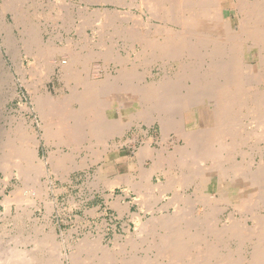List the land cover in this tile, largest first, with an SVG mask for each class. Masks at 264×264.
Returning a JSON list of instances; mask_svg holds the SVG:
<instances>
[{"label": "rangeland", "instance_id": "374dc122", "mask_svg": "<svg viewBox=\"0 0 264 264\" xmlns=\"http://www.w3.org/2000/svg\"><path fill=\"white\" fill-rule=\"evenodd\" d=\"M221 2L226 8V17L232 21L234 28H238L243 14L234 5L235 1L222 0ZM138 3L140 4L141 1L0 0V264H10V259L13 261L12 264H52L51 262L54 261L57 264H71L70 259L74 257L75 262L78 261L76 264H94L97 261L100 262L99 260H103L101 264H118L126 258L131 260V264H143L141 260L147 255L153 260L151 262L149 257L146 258H149L150 264H167L166 262L169 261L168 259L166 261V255L161 258L163 252L147 246L151 241L147 243L144 240V237L146 238L145 228L148 223H151L150 220L156 221L157 219L156 222H158V219H161L160 221L171 219L175 223L168 220L169 225L172 227L174 225V228L178 226L177 229L181 230L192 227L191 218L175 220L177 210L180 207L181 209L186 208L187 202L185 199L177 202L174 198L177 194L188 197L194 193L195 186L190 185V171L201 168L202 171L204 167H209L210 161H198L192 157V162L187 163L188 166H181L185 172L183 173L186 174L182 177L183 182L172 190L163 191L161 187L154 188V185H160V171L154 172L149 177V181L154 182L152 184L149 182L152 188H146L145 184L148 181L145 184L143 182V179H146L143 173L153 166L154 160L159 155L171 163V157L174 155L180 157L182 153L178 151L179 149L183 151L185 147V140L178 136L177 130L172 128L163 130L158 117H166L167 121H170L178 115L175 109L186 108L185 121L188 129H201L206 124L202 116L207 114L204 109L210 112L209 107H213L208 106L207 103L210 97H199L203 91L200 89L197 90L198 94L187 96L186 92H189L187 89H192L191 80L190 82L185 81L188 85L183 81L182 85L184 84L185 87H176L171 96H160L152 102H147L142 110L139 109L138 104L122 106L117 98L120 97L117 96V92H120L121 87L115 85V89L112 88L115 92L111 96L113 100L110 101V106L103 110L102 121L117 128L114 129L116 133L113 130L105 136V142L79 134L77 129L76 136L66 132L56 133L61 126L73 130L74 119H68L70 114H67V118L58 114L54 122L55 125L59 124L57 127L55 125L52 127L55 133L45 136V121L40 114L41 97L45 99L44 97L48 94L52 100H65L73 90L76 94L80 91L73 79L70 80L63 75L64 63L62 62L68 60L66 50L72 49L76 56L90 51L98 52V55H95L96 58L90 61V74L96 80L100 78L104 80L106 73L107 75L109 73L106 79L117 80L118 75L122 73L123 69H120L122 65L116 64L113 58H102L104 55L102 52L106 51H111L113 55H121L126 61L129 60L126 68L128 70L131 68L138 73V76L145 79L141 80L140 76L131 78L129 83L132 87L140 86L142 84L140 81H145L144 84H146L147 80L150 82L154 78L153 75L158 77L163 73L165 64L169 62L168 57H157V59L155 56L152 59L154 50L151 52L149 50L148 53H140L139 58L136 54L140 51L139 43L127 33L129 31L124 30L126 26L129 28L134 25V21L139 20V18L135 19L137 14L138 17H144L143 19L148 18V13H146L148 10L140 8ZM128 12L134 13L135 16H131L132 14ZM104 15H109L111 18L107 16L106 18ZM152 21L157 22L158 19L152 18ZM118 28L119 31L116 32L115 29ZM120 28H124V31ZM147 28L145 25L141 27V30L146 31ZM114 31L117 35L113 33ZM119 32L123 35L118 36ZM32 33L41 37L40 44H31L30 35ZM248 45L251 44H246ZM242 48V56L245 55L246 65L254 64L253 71L262 69L257 62L258 58L254 57L257 47L251 51L248 47L243 46ZM195 64L197 66L194 65V72L198 76L202 61H197ZM172 66L175 69L171 68V75H177V62L175 61ZM102 83L105 82L102 81ZM245 87V89L253 90L259 87L261 91L264 90L263 85L259 86L256 83L251 86L245 85ZM239 103L241 104L237 106L238 109L236 107L234 113L235 137L237 138L233 141L230 137L228 138V141L234 144L229 149L230 157L236 161L231 159L229 162L244 164L243 168L249 175L260 166L261 158L264 157V135L257 122L259 115H264V108L257 110L253 104H246L243 101ZM72 105L77 106L75 103ZM180 122L179 125H182L183 121ZM88 123L89 121H85V125L82 123L76 125H80L79 129L85 131L89 128ZM20 131L30 135L29 137L35 135L34 137L40 140L39 155L41 159L47 160L43 174L35 172L41 171L39 165L33 166L34 170L25 171L17 155L18 152L16 153L13 149V153L12 147L8 145L13 143L18 147L21 141L18 142L21 139L18 138L22 133L19 134ZM179 145L182 146L179 148ZM183 152L182 158L186 156V161L190 160L189 151L186 149ZM56 155L61 157L59 159L61 161L54 165L57 161H54ZM17 160L20 161L18 166L20 165L21 168H19L22 171L16 167L15 161ZM201 161L203 164L200 163ZM177 166L171 169L172 173L175 171L173 173L175 179L180 176L177 174L180 173L181 168ZM166 169L169 170L168 166ZM229 170V173H232V169ZM161 179L164 181L163 176ZM112 182L117 183L112 185ZM209 185L210 190L207 191L206 202L216 207L226 205V202L222 201L220 195L217 194L216 183L211 182ZM145 194L146 196H143ZM254 194L253 196L256 195ZM147 196L148 198H145ZM196 201L199 204L205 203V200L200 199L197 194ZM256 203L254 205H257ZM176 206L178 209L175 208ZM199 207L203 209V206ZM228 208L231 211L234 207L229 206ZM230 245L234 247L235 243L232 242ZM192 248L188 252L189 255L193 252ZM16 249L26 251L27 258L24 256L17 258V261L14 260ZM157 253H160L161 257ZM145 254H147L146 257ZM189 259L187 262L192 264ZM59 260L62 263L58 262Z\"/></svg>", "mask_w": 264, "mask_h": 264}, {"label": "bare ground", "instance_id": "6f19581e", "mask_svg": "<svg viewBox=\"0 0 264 264\" xmlns=\"http://www.w3.org/2000/svg\"><path fill=\"white\" fill-rule=\"evenodd\" d=\"M140 1L141 3H138V6L148 10V12H146L148 13V18H146L147 20L143 19L144 17L142 16L138 17V14L135 16L134 13L128 12L129 14H132L131 16H135V19L139 18V20L134 21L135 26L132 25L129 28L126 26L128 29L120 28V30L124 29L129 31L127 33L131 35L134 41L139 43L140 51L138 50L139 52L136 54L139 55L140 53H148L149 50V52L154 50L156 52H152V59H154L155 56L156 58H164L163 56L168 57L169 62L165 64L166 66L163 68V73H161L158 77L151 74L154 78L150 82L147 80L146 84H144L145 81H140L142 82L140 86H137L136 88L132 87L129 80L131 78H139L140 75L138 76V73L131 70V68H129V70L126 68L129 60L126 61L123 57H121V55H113L111 51L107 52L105 50L106 52H102L104 55L102 56V53H100V56H102V58H113L116 64L122 65L120 69L125 71L122 70L123 74L121 73V75H118L117 80H110L109 78L106 79L109 73L108 75L106 73V77H103L106 79H104L105 81L101 80V78H97L99 80H96L90 74V61H92L96 54L98 55V52L94 53L90 51L76 56L71 48L70 51H68L69 49L66 50L65 53L68 54V60L62 62L64 63L63 75H66L70 80L73 79L80 91L76 94L75 90H73L72 93L65 99L66 101L64 99L52 100L48 94L44 97L45 99L41 97L40 102L42 105L40 114L42 119L45 121V125L43 124L45 136L47 137L53 134L54 130L52 127L55 125L54 121L56 120L58 114H61L63 117L66 116V118L68 117L67 114H70L68 119H74L73 130L68 128L65 129V127L61 126L59 130H56V133L60 134L61 132H66L71 135L75 134L74 136H76L77 129L79 134L90 136L92 139L96 138V141L105 142V136H107L110 132L112 133V131L117 128H115V126L113 128L111 124L108 125L109 123L106 124L102 121L103 110H105V107H109L113 100L111 96L114 95L115 92H113L112 88L115 89V85H119L121 87V89H119L120 92H117V90L116 92L117 96H120L117 98L120 100L122 106L138 104L139 109L142 110L147 102H152L160 96H171L176 87L179 86L183 88L185 86L184 84L182 85V83L185 81L190 82L191 80L193 82L191 84L192 89H187L189 92H186V95H196L199 93L197 91L198 89L203 90L201 92L202 95H199V97H210L207 99L208 102H206L209 104L208 106H213L212 108L209 107L210 112L204 109L207 113L202 116L204 118V122L206 121V124L203 125L204 127L196 130L194 128L188 129L186 127V108L178 107L175 109L174 111L177 112L178 115L175 119H170V121H167L166 117H158L163 126V130H168L169 128L176 129L179 134L178 136L180 138H184L185 147L183 148V151L187 149L191 159H187L186 161V156L182 158V154L184 152L182 149H179L182 145H179L178 153H182L181 156H172L170 159L172 161L170 163L168 159L165 160L166 158H161L159 155L158 158L154 160L153 166L148 171L143 173V177L147 179H143V182L145 184V182L148 181V183L145 184V186L147 185L146 188H152L149 185V182L150 184L154 182L151 180L149 181V177H151V174L154 172L160 171V185H154V188L161 187L160 189H163V191L172 190L183 182L182 177L183 175H186L184 174L185 172L181 166L187 165L188 162H192L193 158L198 159V161L208 160L211 164H208L209 167L206 166L207 168L202 165L204 167L202 171V168L197 170L191 169L190 185L195 186L194 193L192 194L193 196L191 195L185 197V195L177 194L174 198L177 202H182L180 201L182 199H185L187 202V205L185 204L187 206L186 208L183 207V209H181V205L178 206L180 209H178L177 206L175 207L178 209L175 220H189L191 218L190 221L192 227H190V229L185 230L184 228L181 230L180 228L177 229L178 226H175L174 228V225L173 227L169 225V221H171V219H168L169 221H160L161 219H158V222H156L157 219L155 218L156 221L152 219L153 221L150 220L151 223L146 221L148 225L145 228L146 238L144 237V240H146L147 243L151 241V243L147 246H150L151 248L154 247L159 249L160 252L166 253H162V257L160 253L157 254H160L159 256L161 258L166 255V261L167 259L169 261L166 262L167 264H189L187 259H189V256L191 255L192 256L189 259V262L192 264H264V157L262 156L261 158L259 163L260 166L248 175L243 168L244 164L229 162V160L232 159L230 157L229 149L233 147L231 145L234 144L228 141L229 137L232 141L237 138L235 137L236 122L234 113L236 111V107L241 104L239 103L240 101H243L246 104L250 103V105L253 104V107L257 110L261 107L264 108L263 88V91H261L259 87H256L258 88L257 90L256 88H254L255 90L245 89V85L251 86L253 83H256L259 86H264V0H237V2L234 0V5H236V7L239 8L243 14V17L239 20L240 22L238 28H234L232 21L226 17V8L223 6L221 2L222 0ZM123 13L124 11L122 14ZM104 16L111 18L109 15ZM152 18L158 19V21H152ZM87 21L88 20H86V22ZM145 25L148 27L147 30H141V27ZM138 26H141L140 29ZM115 30L118 32L119 28ZM116 32L114 31L113 33L115 34ZM119 34L120 32L118 33V36L123 35ZM41 40V37L34 33L30 35L31 44H40ZM246 44L251 45L246 46ZM243 46L248 47L249 51L253 50L254 47H257L254 57L258 58L257 62L262 69L253 71L252 67L254 64L250 63L246 65L245 55L242 56ZM39 54H41V52ZM140 57L141 56L139 55V58ZM134 58L136 59L137 57ZM148 59L146 60L147 62ZM175 61L177 62L178 73L177 75H171V68L175 69L172 66ZM197 61H202V67L198 71L199 77L194 72V65H196L195 63ZM118 72L120 73V71ZM140 79L142 80L143 78L141 77ZM102 81L105 83L103 84ZM186 85L188 84L186 83ZM133 86L135 85L133 84ZM121 95H123V97ZM109 97L111 99H109ZM74 103L77 104L76 107L72 105ZM85 121H89L87 124L89 128L88 130L86 129L85 131H81L79 129L80 125L76 124H84ZM180 121H183L182 125H179V123H181ZM257 122H259L258 124L260 125H257L260 126L262 134L264 135V115H259V120ZM57 124L55 125L56 127ZM21 132L22 131H20L19 134ZM259 134L261 133H258L257 135ZM29 136L27 133L25 134V132H22L19 137L17 136L18 138H21L18 140V142L21 140L18 147L13 143V145H8L12 147L11 150L13 153L14 151L16 153L18 152L17 155H19L21 163H23L20 164L23 165L25 171L32 170L33 166L39 165L41 171L35 172H45V164L47 160L45 161V159H41L39 155L38 145L40 140L36 139L34 137L35 135L31 137ZM13 142L15 143L14 140ZM13 149L15 150L13 151ZM55 158L56 159H54V161H57H55L54 165L56 162L58 164L61 161L59 160L61 157L57 156ZM233 159L232 161L235 162L236 160ZM202 161L200 162L201 164H203ZM15 162L17 163L15 164L18 169L20 167V165L18 166L20 161L17 160ZM176 165H178L181 169L180 173L177 171L179 173L177 175L180 176L175 179V176H173L175 171L172 173L171 169H173ZM167 166L169 170L166 169ZM229 169H232V173H229ZM19 171L22 170L20 169ZM162 176L164 181L161 179ZM208 182L216 183L217 194L220 195L222 201L226 202V205L223 207H216L210 205L209 202H206L208 197L207 191L210 190ZM115 183L112 182V185ZM139 186L143 187L142 185ZM132 187L135 186L132 185ZM253 187L254 191H252ZM146 188L144 187V189ZM253 193L256 195L254 194L255 196H253ZM196 194L200 199H204L205 203L199 204L196 201ZM143 196H146V194ZM148 196L145 198H148ZM255 202H257V205H254ZM174 204L176 205V203ZM200 205L203 206V209H200ZM229 206H233L234 208L229 211ZM171 222L175 223V221ZM140 224L141 223H139V226ZM142 224L144 225V222ZM142 224L140 227H142ZM229 242L235 243V246L233 247ZM37 245H39V243ZM191 248L193 252L189 255L188 252ZM20 249L18 251L16 249V257L14 258L16 261L21 257H24L25 254H28L25 253L26 251L24 252V250ZM146 255L147 254H145V257ZM147 257L149 256L147 255ZM74 258H69L71 264H76L78 262H75L76 259ZM146 258H143L146 260L145 264L153 262L150 257L151 262L148 260L149 258ZM143 259L141 261L144 264ZM61 261L59 260L58 262ZM99 261L100 262L97 261L94 264H101L103 260ZM12 262L13 261L10 259V264H12ZM51 263L57 264L55 261ZM131 263V260L126 258L124 260L122 259L118 264Z\"/></svg>", "mask_w": 264, "mask_h": 264}]
</instances>
